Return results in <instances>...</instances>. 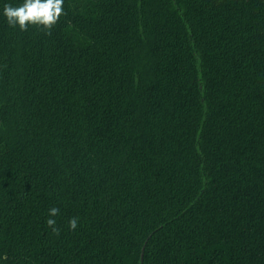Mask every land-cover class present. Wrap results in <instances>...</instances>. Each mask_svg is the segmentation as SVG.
<instances>
[{"label":"trees","instance_id":"16d2710c","mask_svg":"<svg viewBox=\"0 0 264 264\" xmlns=\"http://www.w3.org/2000/svg\"><path fill=\"white\" fill-rule=\"evenodd\" d=\"M22 2L0 264H264V0H64L51 35Z\"/></svg>","mask_w":264,"mask_h":264},{"label":"clouds","instance_id":"9594fccd","mask_svg":"<svg viewBox=\"0 0 264 264\" xmlns=\"http://www.w3.org/2000/svg\"><path fill=\"white\" fill-rule=\"evenodd\" d=\"M64 0H23L19 6L5 4L3 15L10 27H18L21 31H27L30 26L41 29L46 35H51V30L65 15ZM59 214L57 207L49 209V218L46 225L52 229L53 234L59 235L60 229L57 221L52 217ZM70 230L78 227V218L73 217L68 222Z\"/></svg>","mask_w":264,"mask_h":264},{"label":"water","instance_id":"95a60500","mask_svg":"<svg viewBox=\"0 0 264 264\" xmlns=\"http://www.w3.org/2000/svg\"><path fill=\"white\" fill-rule=\"evenodd\" d=\"M142 263V255H141V258H140V264Z\"/></svg>","mask_w":264,"mask_h":264}]
</instances>
